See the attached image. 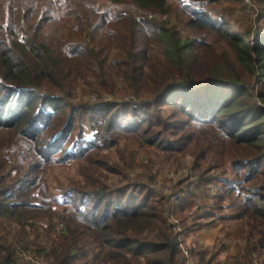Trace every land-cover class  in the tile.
I'll use <instances>...</instances> for the list:
<instances>
[{
    "label": "trees",
    "instance_id": "1",
    "mask_svg": "<svg viewBox=\"0 0 264 264\" xmlns=\"http://www.w3.org/2000/svg\"><path fill=\"white\" fill-rule=\"evenodd\" d=\"M189 1L186 24L202 35L172 23L168 0H0V223L19 225L13 238L0 231V264L16 263L36 217L61 226L49 264H189L175 227L189 232L219 214L222 241L246 243L235 264H262L264 109L240 99L251 95L247 80L222 71L239 64L256 76L264 35L251 43L224 28L218 0ZM215 36L234 59L202 64L196 49ZM79 80L95 98L73 105ZM85 117L98 129L90 141L75 131ZM120 138L180 165L193 156L200 182L220 186L211 210L195 215L192 191L168 209L148 184L111 183L108 172L126 178L135 154L111 165L95 151ZM69 161L77 172L54 194L48 170Z\"/></svg>",
    "mask_w": 264,
    "mask_h": 264
},
{
    "label": "rangeland",
    "instance_id": "2",
    "mask_svg": "<svg viewBox=\"0 0 264 264\" xmlns=\"http://www.w3.org/2000/svg\"><path fill=\"white\" fill-rule=\"evenodd\" d=\"M168 1L173 9V12L169 16L172 23L177 25L178 29L183 33L192 37L195 36L196 33H199V31H195L194 28H190L186 24L188 18L192 16L189 11L185 10L187 6H189L190 1ZM211 6L214 9L213 14L223 17L226 24L223 25L224 28H228L234 34H240L245 38L250 39L251 43H254V41L256 42L257 38H262L264 35V0H218L211 3ZM198 35L202 34L199 33ZM206 40L209 45L202 46L201 49H196V55L200 58V62H202V64H224V56H226L229 60L234 59L232 49L227 47L221 38L217 36L210 38L206 37ZM234 69L235 71H232V73H228L223 70L222 75L230 78L231 74H236L240 75L242 79L247 80L251 95H242L240 99H242L245 103L248 102L249 105H255L257 108L264 109V69H258L256 76L250 74L249 71L242 69L239 64H236ZM168 85H171V82ZM177 86L180 87V84ZM220 87L223 91L222 94H226L228 89L230 92L236 90L233 87ZM94 98V93L83 80H79L77 82L76 89L71 91V100L73 105L84 104L87 100H93ZM62 106L64 107L66 105ZM164 113H168V111L165 110ZM75 131L80 134L82 140L90 141L97 137L98 129L92 127L90 119L85 117L81 123L76 125ZM233 148L236 153H240L242 151L240 148ZM130 151L135 154V160L132 166L125 170L127 172L126 178H122L118 174L108 172L109 179H111L110 182L114 185L121 186L126 183L148 184L153 191H155L158 195L164 196L168 200V209L169 206L175 205L177 202L181 201V198L187 195V193L183 192L184 184H189V189L190 187H193V189L196 187L194 181L197 179L199 180L200 172L198 169L193 167L195 158L191 155L188 156L192 158L189 159L191 160L190 163L189 161L187 163L185 159H183L182 164L180 165L168 158V155L154 152L151 148L143 145L140 140L135 141L128 138H120L118 145H112L111 147L104 148L100 151H95V153H97V158H101L102 155L105 156L109 154L108 160L110 158V163L112 165L115 163V160H118L119 154L126 155ZM120 164V166H122V161H120ZM186 164H190V166L186 167ZM77 169L78 166L72 161L67 162L65 165L49 169L47 175L51 184V191L56 194L60 185H68L69 178L75 176ZM220 170L221 169H218L215 172L219 173ZM230 173L231 172H229V174ZM194 174L196 175V178L194 181H191V176ZM219 190L220 187L218 186V191ZM174 193L180 195V199H178V201L171 200V196ZM230 201L231 200H228L226 203H230ZM228 212L231 216H234L237 211L230 210ZM171 219H174L172 215ZM4 224L6 223H0L1 234L6 235L7 237L9 236V238H13V235L10 232H12V229H18L19 225L17 226L16 224H11L9 222H7L8 225ZM236 227V223L232 220L230 231L234 230ZM24 228L27 235L24 239L19 238V240L23 242V245L20 246L15 253V264H35L38 260H43L45 262L48 261L50 263L51 258L49 257V250H51L53 245L57 242L61 226L51 228L50 220L47 217H36L31 221V223L25 225ZM233 237L234 238H231L232 241L230 242L236 245V252L237 247L238 249L240 248L243 250L246 247L245 241L242 239H235V236ZM260 261L264 264V259Z\"/></svg>",
    "mask_w": 264,
    "mask_h": 264
},
{
    "label": "crops",
    "instance_id": "3",
    "mask_svg": "<svg viewBox=\"0 0 264 264\" xmlns=\"http://www.w3.org/2000/svg\"><path fill=\"white\" fill-rule=\"evenodd\" d=\"M189 159L192 158L187 156L185 161L190 163L191 160ZM185 166L189 167L190 164ZM195 178L196 175H192L191 181H194ZM194 184L196 185L194 189L193 187L189 189V184H184L183 192L192 191L196 195V205L193 212L199 216L211 210L219 184L214 182L202 184L198 179L194 181ZM220 217L221 215L219 214L218 217L203 218L202 224L194 227L193 230L189 232L181 230L180 237L182 242L194 251L189 264H235L237 262L236 245L230 241H222L224 227L228 222ZM224 243L227 246L221 247Z\"/></svg>",
    "mask_w": 264,
    "mask_h": 264
},
{
    "label": "built area",
    "instance_id": "4",
    "mask_svg": "<svg viewBox=\"0 0 264 264\" xmlns=\"http://www.w3.org/2000/svg\"><path fill=\"white\" fill-rule=\"evenodd\" d=\"M215 191H217V190H215ZM179 197H180V195L174 193V194L171 196V200L178 201V199H180ZM171 221H172L173 223H177V220H176V219H171ZM175 228H176V230L181 231L179 227H178V228L175 227ZM181 247H182L184 253L187 255V257H188V259H189V261H190V258L192 257V254H191V252H190V250H189V247L186 246L184 243H181ZM29 256H33V255H29ZM47 262H48V261H47ZM47 262H45V261H43V260H38L36 263H38V264H49V262H48V263H47ZM36 263H35V264H36Z\"/></svg>",
    "mask_w": 264,
    "mask_h": 264
}]
</instances>
